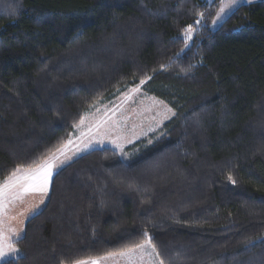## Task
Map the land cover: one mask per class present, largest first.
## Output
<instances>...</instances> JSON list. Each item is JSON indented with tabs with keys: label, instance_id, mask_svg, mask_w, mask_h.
<instances>
[{
	"label": "trees",
	"instance_id": "16d2710c",
	"mask_svg": "<svg viewBox=\"0 0 264 264\" xmlns=\"http://www.w3.org/2000/svg\"><path fill=\"white\" fill-rule=\"evenodd\" d=\"M220 6L0 0V180L43 163L96 102L141 80L175 111L127 157L95 149L59 170L20 258L2 264L119 254L145 231L163 264H264V0L213 30Z\"/></svg>",
	"mask_w": 264,
	"mask_h": 264
},
{
	"label": "rangeland",
	"instance_id": "374dc122",
	"mask_svg": "<svg viewBox=\"0 0 264 264\" xmlns=\"http://www.w3.org/2000/svg\"><path fill=\"white\" fill-rule=\"evenodd\" d=\"M205 1L212 4L217 0ZM258 1L262 0H250V2L249 0H239L237 7ZM237 7L233 9L226 8L222 14L223 19L219 21H217L216 15L214 21L217 22L215 25L211 24V29L217 30L220 28ZM145 84L146 82L124 92H119L111 100L96 102L84 114L81 119L82 122L80 121L75 127L68 142L59 149L64 152V155L60 156V151L54 153L60 156V160L57 161L43 202H40V195L35 194L27 197L23 204H17L14 208H11L8 215L15 217V219L6 217V228L11 225L16 229V235L22 238L26 221L34 216L32 213L37 214L47 202L55 174L80 156L95 149L112 148L121 156L127 157L126 150L129 146L143 140L151 143L154 139L163 135L164 126L175 116V111L165 101L147 93L144 89ZM168 109H171V112ZM61 161L63 162L61 163ZM21 212L23 215L20 214ZM150 252V249L144 252L136 249L135 255L131 259L120 257L117 254L110 257L104 264H159V257L154 254L150 255ZM12 258L15 257H9L7 260Z\"/></svg>",
	"mask_w": 264,
	"mask_h": 264
},
{
	"label": "snow or ice",
	"instance_id": "6c2138e0",
	"mask_svg": "<svg viewBox=\"0 0 264 264\" xmlns=\"http://www.w3.org/2000/svg\"><path fill=\"white\" fill-rule=\"evenodd\" d=\"M250 2V0H249ZM239 0H221V6L217 13V21L223 19V13L225 9H233L237 7ZM200 17L196 19L193 24H190L185 29L184 41L187 42L192 39L195 31V26L204 24V13H197ZM217 21H213L215 25ZM150 79V77H146ZM141 84L144 80L140 81ZM138 90V89H137ZM171 112V109H168ZM174 114V113H173ZM82 122V121H81ZM99 127V125H97ZM71 143V141H69ZM87 147V145H86ZM56 151H60L56 149ZM64 152L60 151V156H63ZM60 156L55 154L51 155L48 159L44 160L43 163H35L29 165L27 168L23 166H17L11 174L0 180V264L7 260L9 257L20 258L19 249L15 247L20 242L21 237L16 235V229L9 225L5 227V218L15 219L13 216H9L11 208H14L17 204H23L25 199L31 195L39 194L40 202H43L44 195L48 192L51 177L54 174L57 161L60 160ZM63 161H61L62 163ZM231 180L232 178L229 177ZM235 183V181H232ZM23 215V213H20ZM35 215V213H32ZM144 240L136 243L130 247L122 250L118 255L123 258L131 259L135 255V250L139 249L141 252L150 249V255L154 254L159 257L160 253L156 251V246L153 243V237L150 236L146 231L143 233ZM117 255L115 253H106L99 256H89L86 258H76L75 264H104L110 257ZM159 264H163V260L159 261Z\"/></svg>",
	"mask_w": 264,
	"mask_h": 264
},
{
	"label": "crops",
	"instance_id": "0c3cea01",
	"mask_svg": "<svg viewBox=\"0 0 264 264\" xmlns=\"http://www.w3.org/2000/svg\"><path fill=\"white\" fill-rule=\"evenodd\" d=\"M45 205V204H44ZM44 205L42 206V207H44ZM28 221V220H27ZM27 221H26V223H27ZM26 223H25V225H26ZM24 229H25V226H24Z\"/></svg>",
	"mask_w": 264,
	"mask_h": 264
}]
</instances>
